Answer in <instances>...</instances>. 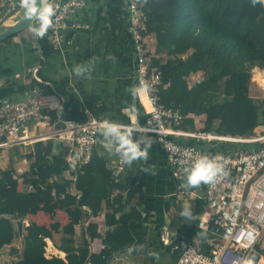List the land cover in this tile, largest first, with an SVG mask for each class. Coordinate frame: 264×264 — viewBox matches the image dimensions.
Returning <instances> with one entry per match:
<instances>
[{
    "label": "trees",
    "instance_id": "trees-1",
    "mask_svg": "<svg viewBox=\"0 0 264 264\" xmlns=\"http://www.w3.org/2000/svg\"><path fill=\"white\" fill-rule=\"evenodd\" d=\"M145 10L146 34L155 35L156 54L160 56L153 58V64L163 71L162 103L184 116L182 124L190 115H204L202 133L254 138L264 125V111L260 112L256 100L250 96L249 85L254 77L251 71L255 67L264 70V7H253L251 0H147ZM47 40L46 35L39 37L42 46L48 44ZM198 73L203 78L191 85L189 78ZM38 85L43 91L49 88ZM60 90L57 88V92ZM79 109L78 101L67 103L60 116L65 121L85 123L87 117L78 113ZM220 143L219 151L240 150L232 142ZM248 145L256 147L244 144L241 150L262 148L264 142ZM59 146V152L53 154L52 141L36 142L35 150L23 157L30 161V166L22 171L25 159L14 154L18 149L15 152L0 149V251L12 246L22 235L21 256L13 264H110L116 254L125 250L136 255L146 254L150 246L149 229L145 226L148 219L143 218L141 201L133 200L134 189H130L126 199L120 193L113 196L115 190L130 187L114 183V171L96 151L88 165L73 170L66 160L69 148ZM67 171L76 177L74 181L55 180ZM73 185L76 194L70 192ZM103 205L105 232L98 223L89 222L80 243L69 235H61L57 249L66 255L65 259L46 256V240L53 245L54 234L58 242L59 234L73 232V226L91 217L97 218L104 210ZM205 205L204 200L199 202L196 218L203 214ZM38 206L44 210L38 214L41 226L34 221L24 225L27 216L35 214ZM199 220L188 232L187 239L196 235L201 250L207 253L212 246L205 243L207 233L199 229ZM96 239L104 247L99 253H91V243ZM180 243L178 238L165 246L171 264L180 257V251H173ZM253 256L258 264L264 249L251 253L248 258Z\"/></svg>",
    "mask_w": 264,
    "mask_h": 264
},
{
    "label": "crops",
    "instance_id": "crops-1",
    "mask_svg": "<svg viewBox=\"0 0 264 264\" xmlns=\"http://www.w3.org/2000/svg\"><path fill=\"white\" fill-rule=\"evenodd\" d=\"M127 6L128 0H86L84 9L68 20L66 41L59 48H55L47 40L48 44L45 43L44 46L39 43L40 51L36 36L29 28L17 33L10 41L0 44V101L5 98L21 99L23 93L37 85L33 73L38 69L36 76L40 78V84L49 87L44 91L41 88L43 96L51 105L48 120L30 127L28 135L37 138V141L0 149H10L11 152L18 149L14 154H18L21 160L25 159L21 171L30 166V161L23 157L35 150L36 142L52 141L53 154H57L60 150L59 144L68 146L66 141H62L55 134L64 131L68 123H79L75 120L65 121L60 114L65 104L76 101L81 104L78 113L87 117L85 123H100L107 119L122 125H135L134 139L151 140L149 158L147 161H133L131 165L125 161L124 170L118 175L117 185L130 188L117 189L113 196L120 193L126 199L131 193L130 189H134L133 200L141 201L143 218L148 219L145 226L149 229L147 240L150 246L147 253L142 255L133 254L130 250L122 251L113 257L110 264H171L165 253L164 242L172 243L178 238L182 242L187 239L188 232L192 231L196 220L204 214L203 212L199 218L195 217V212L200 207L199 202L204 200V188L200 185L198 188L187 189L186 181L175 179L164 148L156 141V135L147 130L148 114L140 99L135 101L136 111L131 110L133 100L130 87L138 84L135 78L136 55L128 31ZM148 48L153 58L160 57L156 54V37L153 34L148 37ZM253 74L252 80L255 82V72ZM196 79H199L198 74L192 75L189 83L192 85L193 81H200ZM258 80L264 83V76ZM59 87L62 92H57ZM50 91L51 93H47ZM189 117L188 122L178 127L176 139L185 145H203L211 150L221 149V141L216 137L209 138V135L214 137L213 134L201 132L206 117ZM98 141L94 151L106 161L107 167L116 175V166L121 157L115 154L114 149L109 152L104 147L100 128ZM140 146L143 149L145 144ZM62 179L74 181L76 177L67 171L55 178L57 181ZM70 192L76 194L74 185ZM190 192H194L195 197H191ZM103 208L97 218L91 217L89 221L84 220L80 225L73 226V232L59 234L58 242L53 234V241L59 244L61 235H69L80 243L89 222L98 223L100 230L105 232L104 205ZM186 208L190 209L191 217L182 215ZM32 220L40 225L38 216ZM194 239H198L196 235L192 238ZM47 243L48 249L52 251L48 258L56 256L65 259L66 255L59 251L57 246L54 247L49 240ZM103 247L102 241L96 239L91 243V253H99Z\"/></svg>",
    "mask_w": 264,
    "mask_h": 264
},
{
    "label": "built area",
    "instance_id": "built-area-1",
    "mask_svg": "<svg viewBox=\"0 0 264 264\" xmlns=\"http://www.w3.org/2000/svg\"><path fill=\"white\" fill-rule=\"evenodd\" d=\"M55 9L53 25L47 39L59 48L65 41V30L71 16L83 10L86 0H50ZM128 31L136 55L135 78L137 84L145 82L150 91L141 96L140 102L148 114L147 130L156 135L164 148L173 176L186 181L185 170L201 156L218 157L226 175L217 184L204 185V214L199 229L207 233L205 243L212 246L209 252L201 250L198 239H184L173 251H180L175 264H244L251 253L264 249V147L237 150L231 153L207 149L202 145H185L176 139L178 127L184 116L178 110L162 103L163 71L153 64L148 48L147 22L144 0H128ZM23 7L21 0H0V27L16 17ZM37 82L23 93L21 99L0 101V148L37 141L29 137L30 127L46 122L51 108L43 96L41 83ZM99 122L68 123L64 131L55 134L66 141L69 148L66 160L73 170L88 165L98 144ZM219 141L247 143L248 140L209 135ZM256 142H264V136ZM125 161L119 159L114 183L124 170ZM249 237L254 243L249 245ZM166 245L170 243L164 242Z\"/></svg>",
    "mask_w": 264,
    "mask_h": 264
},
{
    "label": "clouds",
    "instance_id": "clouds-1",
    "mask_svg": "<svg viewBox=\"0 0 264 264\" xmlns=\"http://www.w3.org/2000/svg\"><path fill=\"white\" fill-rule=\"evenodd\" d=\"M147 3V0H145ZM251 5L255 7L260 5L264 7V0H251ZM21 6L25 9V19L33 21V25L29 26V30L40 38H43L50 27L53 25V18L55 16V9L50 0H21ZM38 23V27L36 26ZM150 88L147 83L132 85L130 87V95L133 103L131 110L136 111L135 101L144 94L148 93ZM129 109H125L128 111ZM101 134L104 137V147L115 154L119 155L129 165L136 160H148V152L151 147V140L141 138L134 139L136 132L135 125H122L111 122L107 119L100 122L99 125ZM145 144L142 149L141 144ZM154 168V166H153ZM148 171V169H145ZM187 189L198 188L200 185H214L219 183L226 175L223 165L219 162L218 157L201 156L189 168L185 170ZM153 174L154 171H153ZM191 197H195L194 192H190ZM182 215L191 217L190 209H185ZM254 238L249 237V245L254 243ZM244 264H256L255 256L250 257L244 261ZM260 264H264V257H261Z\"/></svg>",
    "mask_w": 264,
    "mask_h": 264
},
{
    "label": "rangeland",
    "instance_id": "rangeland-1",
    "mask_svg": "<svg viewBox=\"0 0 264 264\" xmlns=\"http://www.w3.org/2000/svg\"><path fill=\"white\" fill-rule=\"evenodd\" d=\"M254 72L257 73V76H261V79H262V76H264V70H262V69H260L258 67H255L251 71V75ZM251 75H250V78H251ZM198 76H199V79H196V80H201L203 78L202 73H198ZM193 82H195V81H193ZM193 82H192V85L194 84ZM249 94H250L251 97H253L256 100L255 102L258 105L260 112L262 113L264 111V87H263L261 81L258 80L257 78H256L255 82L251 78V82H250V85H249ZM260 121H262V116L260 117ZM261 128L262 129L257 130L254 138L245 139V140H248V141H247V143H244V144L249 146L250 148H255L256 146H252V145H248V144H252V143L256 142V140L259 139V135H264V125H261ZM244 144L236 143V142H232L231 143L232 146H235L236 148H240V149L242 147L243 148L245 147ZM30 191H32V194L34 193L33 190H30ZM41 211L43 212L44 210L42 209L41 206H38L37 210L35 211V214L27 216L26 221H24V225L27 226L29 224V222L33 221L32 219H35L36 216H38V214ZM52 242H53V246L54 247H56L58 245L53 240H52ZM23 244H24L23 236L19 235L14 240L12 246L4 247L0 251V264H13L16 261H18L20 256H21V252H22V249H23ZM50 253H52V251L48 249V243H47V240H46V256H51Z\"/></svg>",
    "mask_w": 264,
    "mask_h": 264
},
{
    "label": "water",
    "instance_id": "water-1",
    "mask_svg": "<svg viewBox=\"0 0 264 264\" xmlns=\"http://www.w3.org/2000/svg\"><path fill=\"white\" fill-rule=\"evenodd\" d=\"M30 25H33V21L30 19H25V9L23 8L22 11L19 14L18 19L16 20V23L12 26H6V27H0V41L5 40L6 38L20 33L27 28H29ZM36 36L37 45L39 47V50L41 51V47L38 42V36ZM214 136H218L215 133H211Z\"/></svg>",
    "mask_w": 264,
    "mask_h": 264
},
{
    "label": "bare ground",
    "instance_id": "bare-ground-1",
    "mask_svg": "<svg viewBox=\"0 0 264 264\" xmlns=\"http://www.w3.org/2000/svg\"><path fill=\"white\" fill-rule=\"evenodd\" d=\"M22 11V10H21ZM20 14V13H19ZM19 14L16 16V17H14L13 19H11L10 21H7L3 26H1V27H6V26H12V25H14L15 23H16V20L18 19V17H19ZM63 130V129H62ZM258 264H260V261L258 262Z\"/></svg>",
    "mask_w": 264,
    "mask_h": 264
}]
</instances>
